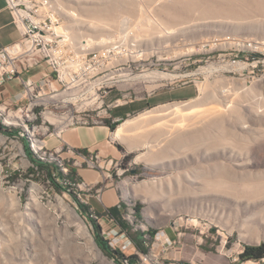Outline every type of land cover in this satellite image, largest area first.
<instances>
[{
  "label": "rangeland",
  "instance_id": "1",
  "mask_svg": "<svg viewBox=\"0 0 264 264\" xmlns=\"http://www.w3.org/2000/svg\"><path fill=\"white\" fill-rule=\"evenodd\" d=\"M50 1L75 43L95 49L124 37L136 41L134 55L80 86L44 85L36 102L46 119H32L36 106L16 115L28 103L21 81V98H0V122L16 127L15 134L0 130V264H120L98 247L91 219L113 248L135 254L136 264H156L162 233L194 264L242 262L244 245L264 243V0ZM227 35L262 46L239 51L215 41ZM141 98L166 102L122 120L153 111L122 139L113 134L117 124L114 159L65 161L69 170L105 172L120 195L121 230L104 212H80L76 199L94 188L70 190L55 178L60 152L46 140L67 125L103 123L110 108ZM33 138L47 149L43 169L26 154ZM148 230L153 238L145 235L142 253L131 237Z\"/></svg>",
  "mask_w": 264,
  "mask_h": 264
},
{
  "label": "built area",
  "instance_id": "2",
  "mask_svg": "<svg viewBox=\"0 0 264 264\" xmlns=\"http://www.w3.org/2000/svg\"><path fill=\"white\" fill-rule=\"evenodd\" d=\"M4 1L11 15L12 22L16 29L19 30L21 37L9 45L0 47V86L16 79L20 72H27L43 64L47 65L52 72L51 76L43 77L40 82H36L31 78L21 79L28 103L25 106H18L16 115L27 111L28 106H36L35 115L44 117V114L46 115L45 111H37V107L41 106L42 103L33 102V94H41L44 85H48L51 89L52 83L57 82L60 87H66L74 80V74H87L97 66L118 61L126 55H134L133 45L136 44V41L128 40L124 37L110 40L102 47L95 49H87L86 46L76 44L71 39L68 31L62 28L60 16L50 0ZM236 40L249 42V51H257L262 46L260 42L235 35H227L217 38L215 41L227 44L240 51L236 47ZM142 58L143 55L139 56V61ZM54 90L56 89L54 88ZM2 103L5 109L10 105L6 101H2ZM44 118L46 119V116ZM43 123L45 125V122ZM82 124H85V122ZM4 125L9 126V120H6ZM27 126L28 122L27 125H23V127ZM61 129H54L52 134L58 136ZM38 144L41 149H44L45 143L43 140L41 142L38 141ZM55 149L61 154L64 151L62 148ZM69 151L73 152L72 149H69ZM75 153L80 156L79 159L73 156H66L64 163L57 165L62 172L70 173L69 166L65 163L67 159L80 164H85L86 162L93 166L91 160L93 157H97L93 153L83 154L78 151H75ZM66 183L70 185V190L76 189L80 191L84 187L87 189L93 188L91 184L83 180H68V182H64V184ZM91 215L93 216V214ZM162 237L164 238L162 243H160V250L157 252L160 258L157 256L156 264H194L177 256L179 247L175 245V240L170 239L165 233H162ZM147 259V255L142 258L144 262L148 261Z\"/></svg>",
  "mask_w": 264,
  "mask_h": 264
},
{
  "label": "crops",
  "instance_id": "3",
  "mask_svg": "<svg viewBox=\"0 0 264 264\" xmlns=\"http://www.w3.org/2000/svg\"><path fill=\"white\" fill-rule=\"evenodd\" d=\"M18 39L19 32L12 24L11 15L5 5V1L0 0V47L9 45ZM51 75L52 72L50 68L45 64L40 67H34L27 72H20L16 79L0 86V98H21V92L15 91V88H17L16 86L20 83L21 79L31 78L36 82H40L43 77ZM34 97L33 102H36L37 96L35 95ZM164 102H166V100L156 101L153 98L131 100L110 108L107 118H110L112 122L120 119L124 120L127 116L144 110L150 104L158 105ZM152 112L153 111L150 110L137 117L123 121L113 132L115 138L122 139L123 132L132 131L141 126L143 122H146L148 118L153 116ZM123 115L125 116L124 118L121 117ZM112 130L113 129L104 123L92 125L78 123L67 125L61 129L58 136H48L46 144L49 148L56 147L59 149L62 148V150L64 149L62 154L61 152L59 153V156L63 159V155L73 156L74 158L79 159L80 156L75 153L76 150H85L87 153H95L102 159H114L117 152L115 146L112 144ZM133 143L134 140L128 138L129 149L132 148ZM143 145H148V143L146 142ZM69 149H72L73 152H70ZM74 171L80 180L91 184L95 191V194L90 195L89 197L85 195L87 196L86 199L82 198L81 194V198L79 199L81 202L87 204L90 209H94L98 212H104L111 206H119L120 195L116 186L108 180V176L104 171L87 168H76ZM231 261H236V258H232ZM239 264H257V260H246Z\"/></svg>",
  "mask_w": 264,
  "mask_h": 264
},
{
  "label": "trees",
  "instance_id": "4",
  "mask_svg": "<svg viewBox=\"0 0 264 264\" xmlns=\"http://www.w3.org/2000/svg\"><path fill=\"white\" fill-rule=\"evenodd\" d=\"M0 117H1V113H0ZM121 117L124 118L125 116L123 115ZM3 123L0 122V130H4L8 134L16 133V127L6 126ZM103 123L109 126L111 129H114L112 127L113 122L111 121L110 118H105L103 120ZM29 145H30V142L29 143L27 142V146H26L27 156L31 157V160L33 161L34 165L37 168L43 169V167L47 166L49 163L45 162L44 161L45 159H41L32 149H30L31 146ZM76 151L81 152L83 154H87L85 150H76ZM58 159H59V162L57 165H60V163L62 165L64 159L61 158L60 156L58 157ZM52 165L56 173L55 178L58 177L62 180L66 179V182H68V176L74 175V174L76 175L75 171L72 169L70 170V173L67 174L65 172H62V170L57 165H54V164ZM76 177L78 176L76 175ZM76 203H77V206L80 212L85 213L89 217H92L91 214H93V212L90 211V208L87 204L81 202L78 198L76 199ZM121 204L122 203H119V206L115 205V206H111L107 208L104 211V214L110 217L111 219H114L116 223L120 226L121 230H123V229H126L127 226L122 217V212L120 210V207L122 206ZM91 223L94 228L95 241L98 247L103 251V253L106 256H108L109 258H112L113 260H115L116 262L120 264H136L138 258L135 254L126 256L122 250L118 248H113L109 244L108 240L104 236L101 235L100 227L95 222L94 219H91ZM146 234H149L150 237L153 238L154 231L152 230H148L147 232L137 231L135 232V236L131 237V240L136 246V248L142 253L147 252V246L145 245V241H146L145 235ZM263 257H264V243H261L259 245H244L243 250L238 254V258L240 261H246V260H251V259L259 260Z\"/></svg>",
  "mask_w": 264,
  "mask_h": 264
},
{
  "label": "bare ground",
  "instance_id": "5",
  "mask_svg": "<svg viewBox=\"0 0 264 264\" xmlns=\"http://www.w3.org/2000/svg\"><path fill=\"white\" fill-rule=\"evenodd\" d=\"M239 15H241L239 12H238ZM73 40V39H72ZM74 41V40H73ZM84 41L86 42H89L92 41V39L90 38H87L85 39ZM76 44H79L80 46H88V45H81V43H76ZM236 47H238L240 50H248L249 49V42H246L245 40H236ZM127 56V55H126ZM125 57V56H124ZM112 62H109L107 64H104L102 66H97L95 67L94 69L90 70V73H87V74H74V80L71 81L68 86L66 87H63L64 89H70V88H74V87H77V86H80L82 84H84L85 82H87V80L101 72L102 70L106 69L108 67L109 64H111ZM166 76H169L168 74H165ZM163 76V75H162ZM161 76V77H162ZM38 96V95H36ZM207 105V104H206ZM5 119V118H4ZM32 119H37V115H35V113H32ZM9 124H11V122L9 121ZM47 129H49V127H47ZM30 146H31V149L41 158V159H45L46 158V151L47 149H41L39 144H38V141L36 140V138L34 139H30ZM59 156V155H58ZM61 165V163H60ZM64 182H66V179H63Z\"/></svg>",
  "mask_w": 264,
  "mask_h": 264
},
{
  "label": "water",
  "instance_id": "6",
  "mask_svg": "<svg viewBox=\"0 0 264 264\" xmlns=\"http://www.w3.org/2000/svg\"><path fill=\"white\" fill-rule=\"evenodd\" d=\"M120 122H122V119H120V120H118V121H114V122L112 123V127L115 129L116 126H117V124L120 123Z\"/></svg>",
  "mask_w": 264,
  "mask_h": 264
}]
</instances>
